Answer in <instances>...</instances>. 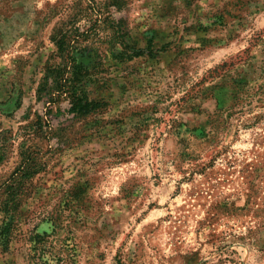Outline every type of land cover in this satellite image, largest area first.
Masks as SVG:
<instances>
[{
  "label": "rangeland",
  "instance_id": "1",
  "mask_svg": "<svg viewBox=\"0 0 264 264\" xmlns=\"http://www.w3.org/2000/svg\"><path fill=\"white\" fill-rule=\"evenodd\" d=\"M68 33L107 106L53 105L49 145L28 142L52 37ZM24 149L44 171L0 264H28V236L56 215L64 264H264V0H0V211Z\"/></svg>",
  "mask_w": 264,
  "mask_h": 264
},
{
  "label": "trees",
  "instance_id": "2",
  "mask_svg": "<svg viewBox=\"0 0 264 264\" xmlns=\"http://www.w3.org/2000/svg\"><path fill=\"white\" fill-rule=\"evenodd\" d=\"M74 40H76L75 35L70 33L52 37L51 41L55 51L51 56L58 61L49 63L46 60L41 68L42 76L36 86L35 95L36 101L45 104V106H43L44 111L42 113H33L29 120L25 118L26 123L22 127L26 132L25 137H27L26 141L28 142L32 140L28 139L32 136L34 139L39 138L49 145L53 139L51 136L53 130L46 119V112L50 111L53 105L65 104L66 111L75 119L100 114L107 106V102L104 100H95L89 97L91 89L95 88L94 85L98 81L96 80L98 72L96 67H86L76 60L74 56L76 42ZM139 53L136 51L131 57H137L140 55ZM232 100H234V95ZM231 106H233L232 103L230 108ZM90 135H93L92 132L88 134L89 137ZM52 151V148L48 147L43 154ZM36 155V153L26 149L18 152V163L2 185L5 199L4 208L0 211L2 213L0 247L3 251H6L11 240L10 230L16 223L17 210L25 197L28 196L27 191L32 185V177L39 171H44L42 170L45 165L44 160H42L41 154ZM79 189L80 186H74L64 192V205L77 201ZM42 220L48 221L52 229L48 234L32 232L28 236V264H64L62 250L51 246L53 233L59 228V218L56 215ZM60 243L63 244L64 248L66 247L64 241H60Z\"/></svg>",
  "mask_w": 264,
  "mask_h": 264
}]
</instances>
